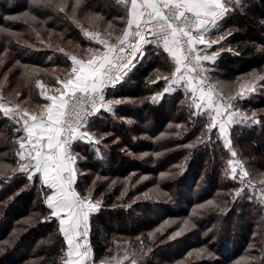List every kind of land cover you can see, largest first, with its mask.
Listing matches in <instances>:
<instances>
[{
  "label": "rangeland",
  "instance_id": "1",
  "mask_svg": "<svg viewBox=\"0 0 264 264\" xmlns=\"http://www.w3.org/2000/svg\"><path fill=\"white\" fill-rule=\"evenodd\" d=\"M0 1L1 4H4V6H0V10L2 11L3 8H5V10L7 9V11L4 10V13H9L7 18H10L8 21L11 20L7 26L0 25V29L6 30L0 31V88H2L7 95L6 98L0 93V104H3L6 107L19 106L20 113L17 114L14 112L11 118L8 117L11 122L17 124L18 128H21L23 123L22 120L20 123H17L19 115L24 112H27L28 118L32 115H40L44 109V105L50 103L47 97L57 94V89L61 86L59 82L68 78L71 72L72 65L63 67L42 66L43 64L41 62H45L49 58H54V54L51 53V50L53 49L56 52H64L70 56H76L78 59H87V57L96 50L103 52L104 49L102 46L92 42L84 35L85 31L89 30L100 33L108 41L115 42L116 38L120 36L123 30L127 27L128 5H130V0H127V3L125 0H110V4H108L107 1H98L97 6L99 7L96 9L99 11H96V9L92 7L93 4L90 3L91 0H50V2L49 0H41L39 3H33V0H20L17 4L10 3V0ZM25 1L28 2L27 9H25ZM257 4V0H241L240 6L230 5L232 11L219 22V28L227 18H231L234 15L236 16L237 13L241 15L246 12V9L254 8ZM32 5H34V10L32 9ZM60 7H63L64 10L60 11ZM101 9H111V17L108 18V15ZM25 13L28 15L24 16ZM18 16L22 18L11 19L12 17ZM40 22L41 24L39 26ZM218 29H211L209 33H207L206 38L215 39L219 37V35L214 36L211 34ZM72 31L79 32L83 38H81L79 34L78 36H76L77 34L73 35ZM68 32L72 35L71 38L67 37ZM201 48H203V46H201ZM60 49H63V51H60ZM26 52H28L29 55L32 54V58L29 57V62H22L21 59L25 58V60H27L28 58L24 56ZM213 53L214 51L210 53L208 50H202L200 54L211 55ZM168 57L172 62H167L166 66L168 69L170 68V70L157 71V85H160L158 86L159 90L152 95V97H155V100L160 102L161 99L171 98L173 96L179 97V100L174 103L177 106V111L180 112L179 108L180 106H183L186 113L189 110V115L187 114V118L185 117V119L182 120V116H180L181 114H175L176 111H174L171 105H169L168 110H173L174 113L171 112L173 116L170 117L167 124H170V126L181 127L189 120L193 121L195 118H201V130L190 143H185L184 138L187 136H182L178 131H175L174 133L169 132L168 134L161 132L159 135H171V137L174 138L175 143H173L174 145L172 144V150L176 149L180 152H182L179 150L180 148H186V150L185 152H182L183 154L180 153L181 155L176 158L175 162L169 161L166 166H159L155 160L157 157L160 158L161 154H164L163 147H160L158 150L142 149L140 151L138 149L137 152L133 148L125 145L122 136H117L116 131L112 129L113 123L111 124L109 120H100L98 116L88 120L85 129L92 134L94 139L98 140L99 143H86L79 140H74L73 142V152L74 154H77L76 168L78 170L77 181L74 185L75 190L83 195L91 189L92 199L99 201V210L92 212L89 216L88 234L90 236L89 231L92 230V226L94 225V217L101 212L105 205V192L98 189V185L101 182L106 181V187L104 188L108 191L118 188V192L115 194V206H131L139 200L156 201L160 199L166 202H172L173 204H175L177 200L178 202H184L185 199L183 196L177 192L176 187L172 188L169 181L173 179V176L176 174L175 171L180 169L185 162L191 161L193 155H195V151L208 146L211 151L216 152L215 150H217L218 156L215 161L206 159L205 164H207V166L210 165L212 170L214 167L216 168H214V170L217 171L221 177V182L225 183V179L230 185L227 186L228 189L218 188L213 194L208 193L207 195H203L202 199L195 201L192 204L191 209H189L190 212L186 215H172L169 216L170 218L158 221L148 229H141L140 231H138V229H133L129 230L128 233L118 235V240L115 242L114 247V252L118 253L114 256L106 257L103 259L105 261L101 262L116 263L117 260H120L121 264H128V261L123 258L126 254L131 258L133 253L138 257V264L140 261L145 262L147 261V257L145 256H147L150 251L148 242L151 243L160 236L159 244L170 242L177 237L185 240L177 245L178 250H176V248L174 249L175 253L173 259L170 261H158L157 264H188L194 261H198L199 264H245L249 258H257V256L254 255L255 244L251 242L245 248L246 251H249L250 253L249 258L241 255L240 257L238 255L231 260L232 262L224 261L225 257L220 250L222 249V246L217 243L218 235H216L220 222H222L223 219L220 218L214 223L211 219L213 218L212 216L219 215V211L224 210V200L222 198L224 192L231 191L235 194L238 189L243 187L241 195L245 194L244 192L248 190L251 194H256L257 196H255L257 198L263 197L259 190L262 186L261 182H264V157L259 156L256 151H254L255 147L253 149L251 145H247L246 149V147H243V144L246 141L250 143L253 138L250 127L258 125L263 121L264 107L256 108L254 104L259 100L258 97L260 95L258 94L264 93L261 87L264 83V79H259V77H264V72L249 71L247 73H242L238 79L232 81L225 79L215 71L213 63L217 56L214 61H205L207 74L212 84L219 90L222 98L227 99L230 96H236L240 90L241 83L246 84L254 82L256 84V91L247 93L243 98H238L233 101V104L235 105L233 110L240 111L249 116H251L253 112H256L257 119L261 122H236L229 126L228 131L232 150L237 153L236 157H232L229 149L224 146V140L221 138L218 129H214L211 133L207 132V125L210 123L211 117L215 115L212 108L206 106L205 108L198 110L199 115H190L192 112L197 111L194 107H189L193 100V94L190 87L185 84L179 86L172 85L168 93L163 92L166 87H169L168 82L163 79V77L171 79L172 74L175 72V63L169 54ZM37 62H40L41 64L38 65L36 64ZM40 85H43V91L46 95H41L42 89ZM158 93L163 94L162 97L157 95ZM10 99H13L14 101ZM112 100L117 101L118 99L112 98ZM211 100L216 101L217 103L220 102L218 98H214L212 95ZM199 102L200 101H197V103ZM113 106H115V104H113ZM0 112L3 115V112ZM111 117L118 120L124 118L122 115L115 112L114 107L112 109ZM124 119L128 122H136L140 125V122L135 118L132 119L128 117ZM142 126L148 125L147 123H143ZM121 127L122 132L128 133L126 138L129 141L133 138L149 137L146 133L137 135L131 134V130L127 124H123ZM20 132L21 134L18 137L13 138L10 143H7L5 150H2L4 147L0 144V171L7 170V174L0 175V178L10 177L16 173L11 172L10 169L18 168L19 158L16 156V152L19 149L18 138L24 135L22 131ZM4 136L5 133L1 131L0 140ZM108 136H110V140L105 141V137L109 138ZM122 143H124V145H121ZM84 148L95 149L99 157L105 159L107 162L104 166L100 165L95 171L87 169L86 166H82L87 160L86 154L83 150ZM108 150L111 151L110 156ZM118 152L121 153L120 156L122 158H120L122 160H126L130 157L140 158L145 161L144 158H148L147 162L145 161L148 165L145 164L149 166L150 169H145L146 166H144L139 169L140 171H136V168H131L125 174H122L120 170H117L115 173V168L112 166L115 162H111V160L116 158ZM230 160H238L243 168L248 171L249 176L245 179L243 185H241L239 175H237L235 180L231 179ZM12 162H15V164H12ZM151 168L156 169L152 170ZM237 173H239V168H237ZM25 177L28 178L26 173ZM34 180H37V194L44 202L48 190L42 186L38 176H34L32 181ZM94 181L95 183H93ZM200 183L201 181L192 193L193 199L197 197V190L201 188ZM209 184L211 183L209 182ZM138 186H140L139 189H137ZM201 205L204 207H200ZM31 214L32 215L25 216L22 220L34 222L33 219L35 215L33 213ZM201 224L202 227L205 225L204 232L196 233V231L201 228ZM177 232H180V235L175 236L174 234ZM193 233L197 236H192L190 241V237L188 236ZM60 235L64 246L61 261L62 264H65V259L67 258V246L61 233ZM103 235V238H105L104 233ZM203 236H205V239H203ZM254 236L255 234L252 235V237ZM170 237L172 238L170 239ZM207 237L211 238L210 241H213L212 245L207 243V239H209ZM43 240L44 238L40 237L38 241L39 244L37 245H41ZM219 240H221V238ZM263 249L264 247H262V251ZM189 253H191V255H189ZM208 253H210V255ZM261 257L262 254L259 255L258 258ZM39 259L40 257H35L32 258V261H37ZM32 261L30 259L25 264H32ZM253 264L263 263H261V261H256L253 262Z\"/></svg>",
  "mask_w": 264,
  "mask_h": 264
},
{
  "label": "trees",
  "instance_id": "2",
  "mask_svg": "<svg viewBox=\"0 0 264 264\" xmlns=\"http://www.w3.org/2000/svg\"><path fill=\"white\" fill-rule=\"evenodd\" d=\"M19 1L10 0V3L17 4ZM98 1L111 3L110 0H91L90 3L93 4L92 7L94 9L99 7L97 6ZM257 1L258 4L254 8L246 9V12L241 15L237 13L236 16L227 18L218 30L211 33L214 36H226V39L221 40L219 44H214L208 49V52L212 53L214 51V53H218L213 63L214 65H212L215 71L227 80H236L242 73L249 71L264 72V0ZM24 5L26 6L25 9H27L28 2L25 1ZM0 6H4V4L0 3ZM33 6L32 9L34 10ZM4 10L5 8L2 11L0 10V25L7 26L11 20L8 21L10 19L7 18L9 13L5 14ZM101 10L108 15V18L111 17V9ZM96 11L99 10L96 9ZM40 24L41 22L39 26ZM72 32L73 35L77 34L76 36L79 34V32ZM229 32L231 35H228ZM79 35L83 38L81 34ZM71 36L68 32L67 37L71 38ZM51 53L54 54V58L41 62L42 66L63 67L72 65L69 54L56 52L53 49ZM145 53V58L139 60L135 68L128 72L124 82L117 87L109 89L107 92L111 101H113L112 98L121 101V103L113 106L115 112L124 118H135L140 122V125L136 122H128L124 118L121 120L115 119L111 117L112 111L108 112L104 110L96 116L100 120L107 119L111 124L113 123L112 129L116 131L117 136H122L125 145L137 152L138 149L140 151L142 149L158 150L160 147H163L164 154H161L160 158L157 157L155 161L159 166H166L169 161L175 162L176 158L181 155L180 153L185 152L186 148H180L179 150L182 152L176 149L172 150L171 147L174 145L175 140L171 135L165 136V134L178 131L182 136H187L184 138V142L190 143L201 130V118H195L193 121L188 119L189 121L181 127L167 124L170 117L173 116L171 114V112L174 113L173 110L176 111L175 114H181L182 120L185 119L187 114L189 115V110L186 113L184 107L180 106V112L177 111V106L174 103L179 100V97L176 96L161 99V102L153 99L152 95L159 90L158 86L160 85H157V71L170 70V68H167L166 63H171L172 61L168 57V53L163 51L162 45L154 43L146 46ZM24 56L28 58L27 60L25 58L21 59L22 62H29V59L32 58V54L29 55L28 52ZM41 63L37 62L36 64L40 65ZM261 87L264 92V83ZM0 93L7 98L2 88H0ZM258 95H260L258 97L259 100L254 105L256 108H263L264 93ZM169 105H171L173 110H168ZM143 123H147L148 126H142ZM123 124L129 125L131 134L146 133L149 137L133 138L129 141L126 138L128 133L122 132L121 126ZM17 128L16 123L11 122L8 117H5L0 112V132L5 133V136L0 140V144L4 147L2 150L6 149L7 143H10L13 138L21 134V132L16 131ZM250 131L253 135L251 139L253 143L246 141L243 147L247 149V145H251L253 149L255 147L254 151L259 156L264 157V116L260 124L250 127ZM161 132L165 134L159 135ZM108 137H105V141L110 140V136ZM124 143L121 145H124ZM83 150L87 160L82 166H86L87 169L95 171L100 165L104 166L107 162L105 159L99 157L95 149L84 148ZM215 151H211L208 146L203 147L195 151V155H193L191 161L185 162L180 169L175 171L176 174L169 181V184L172 188L176 187L177 192L185 199L184 202H178L177 200V204L159 199L156 201L139 200L131 206H115V194L118 192V188L108 191L104 188L106 187V181L101 182L98 185V189L105 192V205L101 212L94 217V225L92 226V230L89 231L95 260L98 262L105 261L103 259L106 257H111L118 253L114 252L118 235L128 233L129 230L133 229H138V231L148 229L158 221L170 218L169 216L172 215H186L190 212L189 209H191L192 204L202 199L203 195H207L208 193L213 194L218 188L227 190V186H230L227 180L224 179L225 183L221 182V177L214 170L215 167L212 170L210 165L207 166L205 164L206 159L217 160L218 152L217 150ZM108 154L110 156V150H108ZM120 154L118 152L116 158H114L115 160H111V162H115L112 164L115 168V173L117 170H120L122 174H125L131 168H136V171H140L139 169L144 166H146L145 169H150L146 163L148 158H144L146 162L140 158L130 157L127 158L128 160H122ZM15 162H12V164H15ZM200 181L201 188L197 190V197L193 199L192 193ZM36 183L37 180H29L25 177V173L19 171L10 177L0 178V264H25L28 260L31 259L32 261V258L35 257H40V259L37 261L33 260L32 264H62L61 258L64 246L58 230V223L52 217H49L47 221L44 220V217L49 214V209L42 198L38 196V186ZM261 184L262 190L260 188L259 192L262 193L263 197L257 198L256 194L255 196L246 190L245 194L233 199L235 195L233 192H224L222 196L224 210L219 211V215L212 216L215 218L211 219L213 223L220 218L223 219L220 222L216 235H218L217 243L222 246L220 250L226 258H224L226 262L231 261L238 255L249 258L250 253L245 248L252 242L255 244L254 255L257 258H249L245 264H253L256 261H261L264 264V249L262 251V247H264V182H261ZM139 188L140 186L137 187V189ZM31 213L35 215L34 222L22 220L25 216L32 215ZM200 227L196 233L204 232L205 225L202 227L201 224ZM103 233L105 234V238H103ZM253 234H255L254 237H252ZM194 235L196 234L193 233L188 236L190 237V241ZM40 237H43L44 240L38 246ZM203 237L205 239V236ZM211 238L207 239V243L212 245L213 241H210ZM220 238L221 240H219ZM159 239L160 236L153 242H148L150 251L145 256L147 257V261H140L139 264H157L158 261H170L173 259L174 249L178 250L177 245L185 240L177 237L170 242L159 244ZM261 254L262 257L258 258ZM188 264H199V262L194 261Z\"/></svg>",
  "mask_w": 264,
  "mask_h": 264
},
{
  "label": "snow or ice",
  "instance_id": "3",
  "mask_svg": "<svg viewBox=\"0 0 264 264\" xmlns=\"http://www.w3.org/2000/svg\"><path fill=\"white\" fill-rule=\"evenodd\" d=\"M39 2L41 0H33V3ZM240 3L241 0H130L127 27L116 38V42L109 43L108 40L100 38L98 33L86 32L90 39L104 46V51L96 50L87 59L70 56L71 72L68 78L59 82L61 86L57 89V94L47 97L50 103L44 105L41 114L32 115L30 118L27 112L19 115L17 123L21 120L23 123L16 131H22L24 135L18 138V168L10 171L26 173L29 180L38 176L42 186L48 190L44 203L49 214L44 220L47 221L49 217L58 220V230L67 246L65 264H89V246L83 241L88 235L90 214L99 210V201L92 199L91 189L83 195L75 190L78 170L77 154L71 150L72 141L99 143L85 126L89 118L100 113L102 109L111 112L113 104L121 103L119 100L106 101L104 93L109 87L120 83L135 68L137 59L145 58V46L154 43L162 45L163 51L175 63V72L171 79L163 77L169 84L163 90L164 93H168L172 85L185 84L191 88L193 94L189 107L197 110L191 116L199 115L198 110L206 106L212 108L215 115L207 125V132L218 129L224 146L229 149L232 157H236L237 153L232 150L229 126L236 122H261L257 119L256 112L249 116L233 110L234 100L256 91L254 82L241 83L236 96H230L226 101L221 97L217 103L211 100V89L208 93L204 92V81H197V77L204 71L202 62L214 61L218 55H201V51L226 39L224 35L206 39L207 33L213 28H219V22L232 11L230 5L240 6ZM59 10L64 9L60 7ZM21 18L18 16L11 19ZM40 87L41 95H46L43 85ZM157 95L162 97L163 94ZM0 111L10 118L14 112L20 113L19 106L6 107L3 104H0ZM229 164L231 179L235 180L239 175L243 185L249 176L248 171L238 160H230ZM6 174L7 170L0 171V175ZM242 192L243 187L235 192L233 199ZM174 235L178 236L180 232ZM123 259L128 264H138L135 253L131 258L126 254ZM116 264H121V261L117 260Z\"/></svg>",
  "mask_w": 264,
  "mask_h": 264
},
{
  "label": "built area",
  "instance_id": "4",
  "mask_svg": "<svg viewBox=\"0 0 264 264\" xmlns=\"http://www.w3.org/2000/svg\"><path fill=\"white\" fill-rule=\"evenodd\" d=\"M86 32H88V33H97V32L89 31V30H86L85 33H86ZM85 33H84V35H85L89 40H91L92 42H94V43H96V44H99V43H97L96 40L90 39ZM98 34H99L100 38L107 40V39L104 38V36H102L100 33H98ZM149 39H151V37H149ZM115 42H116V41H115ZM115 42H111V41H109V43H115ZM99 45L102 46L103 49H104V46H103V45H101V44H99ZM145 47H146V46H145ZM139 60H140V59H137V60L135 61V64H136V65L138 64ZM202 69H204V71H202L201 74H200V76L197 77V81H199V80H203V81H204V85H205V87H204V92H205V93H208L209 90L211 89L212 96H213L214 98H218V99L221 98L222 96H221L219 90H218V89L212 84V82H211V80H210V78H209V76H208V74H207V67H206V65H205V61L202 62ZM124 80H125V77H124V79H123L120 83H118L115 87H117V86H119L120 84H122V83L124 82ZM111 88H114V87H109V88L105 91V93H104V96H105V100H106V101H111V100L109 99V97H108V94H107L108 90L111 89ZM223 99H224L225 101L227 100V99H225V98H223ZM219 100H220V99H219ZM101 111H104V110L102 109ZM95 116H96V115H95ZM95 116H93V117H95ZM93 117H90L89 120H90L91 118H93ZM73 142H74V141H72V149H71L72 151H73ZM73 153H74V152H73ZM83 242H84V243H87V245L89 246V253H90V255H89V264H116V263H113V262H98V261L95 260V258H94V252H93V248H92V245H91V240H90V236H89V234L87 235L86 240L83 241Z\"/></svg>",
  "mask_w": 264,
  "mask_h": 264
},
{
  "label": "crops",
  "instance_id": "5",
  "mask_svg": "<svg viewBox=\"0 0 264 264\" xmlns=\"http://www.w3.org/2000/svg\"><path fill=\"white\" fill-rule=\"evenodd\" d=\"M207 36V35H206ZM207 39V38H206ZM213 46V45H212ZM210 49V48H209ZM206 50H208V49H206Z\"/></svg>",
  "mask_w": 264,
  "mask_h": 264
}]
</instances>
